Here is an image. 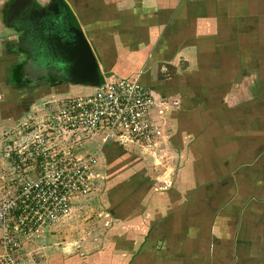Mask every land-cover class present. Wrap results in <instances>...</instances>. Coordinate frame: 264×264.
Masks as SVG:
<instances>
[{"label": "crops", "instance_id": "1", "mask_svg": "<svg viewBox=\"0 0 264 264\" xmlns=\"http://www.w3.org/2000/svg\"><path fill=\"white\" fill-rule=\"evenodd\" d=\"M64 1L103 80L150 92L158 131L148 148L64 136L58 146L93 149L76 157L94 158V188L26 247V264H264V0ZM1 20L0 139H10L74 86H18L19 36ZM88 211L94 220L74 229ZM70 229L79 238L62 243Z\"/></svg>", "mask_w": 264, "mask_h": 264}, {"label": "built area", "instance_id": "2", "mask_svg": "<svg viewBox=\"0 0 264 264\" xmlns=\"http://www.w3.org/2000/svg\"><path fill=\"white\" fill-rule=\"evenodd\" d=\"M153 107L154 98L137 81L104 78L93 93L58 100L48 107L53 115L47 120L25 121L11 133L5 158L37 176L0 201V264H26V247L69 216L74 197L93 191L94 158L57 151L64 136L99 133L104 143L148 148L158 131Z\"/></svg>", "mask_w": 264, "mask_h": 264}, {"label": "water", "instance_id": "3", "mask_svg": "<svg viewBox=\"0 0 264 264\" xmlns=\"http://www.w3.org/2000/svg\"><path fill=\"white\" fill-rule=\"evenodd\" d=\"M45 4L15 0L9 11L2 13L5 25L25 31L28 49L19 46L17 55L29 51L30 58L22 71L49 73L77 86L100 87L103 76L71 8L64 0H47Z\"/></svg>", "mask_w": 264, "mask_h": 264}, {"label": "rangeland", "instance_id": "4", "mask_svg": "<svg viewBox=\"0 0 264 264\" xmlns=\"http://www.w3.org/2000/svg\"><path fill=\"white\" fill-rule=\"evenodd\" d=\"M45 1L47 2V0H38V2L42 3V4H44ZM1 13L2 12H0V15H1L0 18L2 19L1 21L3 22V18H2ZM3 31L4 30H2L1 23H0V36L3 35ZM105 79H109V77H105ZM93 91H94L93 87L80 86V85L76 86L75 85L74 87L71 88V90L67 96H69L70 98L84 97L86 95L93 93ZM50 99L52 100V98H50ZM47 105H51V104H47ZM46 107H48V106H46ZM44 114L35 113L34 117H35V119H38L41 116V118H39L37 120L39 122V121L47 120L49 117H51L53 115V113L48 112L47 117L45 118ZM35 119L34 118L30 119V122L33 120L32 123H34ZM79 133H81V132H79ZM10 140H12V137L10 139L5 138V137H4V139L3 138L0 139V201L4 198H8V197L14 195L16 193V191L18 190L19 185L23 181H25L27 179L35 178V175L37 173V171H32V170L27 169V168L22 167V166L17 168L18 164L15 162V160L12 157L5 158L7 145H9ZM69 146H71V144ZM69 146L66 142H64V144L62 143L60 146H58L56 148V150L59 152H62L63 150H61L60 148H63V147L66 148L67 147L69 149V151L71 152L73 158L76 156H79L80 154L93 153V149L89 146H85V148H83V149L81 148L82 150H75L73 148H69ZM85 155H88V154H85ZM94 215H96L95 211L94 212L88 211V214L87 215H85V214L81 215L82 217L80 216V214H75L74 217L76 220L73 223L74 224L73 228L74 229L77 227L79 228V224H81L80 221H84L85 219H86V222L93 221L94 218L96 217ZM72 231H73V229L72 230L70 229V235H67L66 239L62 238V240H61L62 243L69 242L70 240H73L74 236L78 237V235H77L78 232L76 231L73 233ZM32 253H33L32 251L29 252V257H32V255H33Z\"/></svg>", "mask_w": 264, "mask_h": 264}, {"label": "flooded vegetation", "instance_id": "5", "mask_svg": "<svg viewBox=\"0 0 264 264\" xmlns=\"http://www.w3.org/2000/svg\"><path fill=\"white\" fill-rule=\"evenodd\" d=\"M35 1H37L38 2V0H35ZM13 2H15V0H3V3H2V6L0 7V12H2V13H4V12H8L9 11V9H10V7H11V5L13 4ZM46 2V1H45ZM45 2H44V4H42V3H39L40 5H46L45 4ZM1 13V14H2ZM20 15H22V14H20ZM16 17H19V15H16ZM4 22V21H3ZM11 27H12V29H13V26L11 25V24H9ZM24 27V26H23ZM17 32V34H18V36H19V46L22 48V50L24 51H26V48H27V40H26V38H25V31L24 30H21V29H19L18 28V31H16ZM29 46V45H28ZM28 49V48H27ZM30 49V48H29ZM21 59V61H22V68L26 65V63L28 62V60H29V58H30V53H29V51H28V53L27 52H24V54H21L20 56H19ZM24 73L27 75V76H31V77H33V76H35V77H37L38 78V80L40 79V80H44V79H46V80H49V79H51V75L48 73V74H45L44 72H41V73H35V72H30V70L28 71H24ZM41 77V78H40ZM37 82V81H36ZM39 89H44V88H39Z\"/></svg>", "mask_w": 264, "mask_h": 264}, {"label": "trees", "instance_id": "6", "mask_svg": "<svg viewBox=\"0 0 264 264\" xmlns=\"http://www.w3.org/2000/svg\"><path fill=\"white\" fill-rule=\"evenodd\" d=\"M14 74L15 75L13 77L15 78L16 84L18 86H22L24 88H26V87L27 88H30V87H35V88H45L46 87L47 88V87H51V86H63V85L75 86L73 84H70V83L68 84L62 80L56 79L52 75H51V79H49V80L44 79L43 81L40 79L38 80V78L35 76H33V77L27 76L24 73V71H22V65L19 68H17V70ZM103 82H104V80H103ZM102 85H103V83L100 85V87ZM89 87H91V86H89ZM94 89H97V88H94Z\"/></svg>", "mask_w": 264, "mask_h": 264}]
</instances>
